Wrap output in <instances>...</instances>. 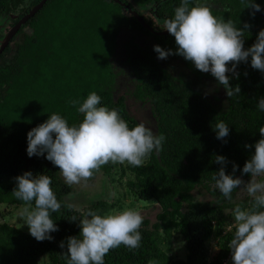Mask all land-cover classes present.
Instances as JSON below:
<instances>
[{
  "label": "trees",
  "instance_id": "obj_1",
  "mask_svg": "<svg viewBox=\"0 0 264 264\" xmlns=\"http://www.w3.org/2000/svg\"><path fill=\"white\" fill-rule=\"evenodd\" d=\"M39 1L0 0V47L11 26ZM181 2L46 0L0 51V204L24 206L12 191L15 177L31 171L34 176L51 178L62 205L59 212L51 213L58 226L51 240L37 241L14 224L0 223V264H67V249L60 243L79 235V219L89 209L103 215L154 205L152 217L142 215L140 248L129 250L121 245L111 249L104 257L105 264H148L149 260L157 264H221L234 234L232 212L237 204L249 207L251 197L236 200L237 189L231 200L223 197L212 179L221 167L215 156L226 157L227 173L232 174L235 164V175L250 180V174H243L242 169L261 138L258 129L264 125V112L257 108L259 98L264 97V73L251 67L250 57L247 63L240 62L235 74L228 75L230 85H239L240 93L230 98L222 85L225 101L215 104L197 85L196 77L187 72L175 75L163 66L154 45L175 52V38L169 33H152L121 3L148 25L162 30L154 6L158 3V17L168 19ZM254 2L261 9L254 15V9L246 7L247 0H190V6L205 4L215 16L231 20L238 28L247 24L243 37L247 49L264 29V0ZM169 56L181 59L192 73H201L183 56ZM121 76L130 78L129 94L147 105L154 121L153 133L166 139L161 150L153 151L141 167L126 162L102 166L97 173L121 193L110 199L83 201L65 184L46 154L28 156L27 133L52 113L60 114L69 125L80 123L83 115L70 101L83 102L93 91L101 97L100 106L117 109L130 128L139 124L127 109L125 94L119 92ZM221 120L229 127L224 139H218L214 130ZM65 201L78 210L69 209ZM138 202L149 203L138 207ZM72 216L78 220L71 221ZM176 237L184 245L185 258L172 255ZM213 239L217 252L210 259Z\"/></svg>",
  "mask_w": 264,
  "mask_h": 264
},
{
  "label": "clouds",
  "instance_id": "obj_2",
  "mask_svg": "<svg viewBox=\"0 0 264 264\" xmlns=\"http://www.w3.org/2000/svg\"><path fill=\"white\" fill-rule=\"evenodd\" d=\"M246 7L254 9L253 15L261 10L254 0H247ZM247 28V24L238 28L231 20L218 18L205 4L190 6V0H182L175 8L174 16L166 19L163 26L175 38L176 51L160 45H154V51L158 59H167L169 55L183 56L199 71L215 77L231 98L241 90L239 85H230L231 78L227 73L235 74L240 62L247 63L250 57L251 67L264 73V29L258 32L255 43L245 49L243 37ZM100 102L101 97L95 91L83 102L71 100L70 103L78 106V113L83 115L78 124L69 125L57 113L49 115L47 120L28 131V156L46 154L45 158L58 167L65 184L72 186L87 182L109 162L141 167L153 151L161 150L166 139L163 134L155 135L143 123L130 128L117 109L100 106ZM257 108L264 112V97L259 98ZM214 130L218 139L229 135L228 124L223 120L215 124ZM258 130L261 138L255 142V150L242 169L243 174H250V180L235 175V164L232 174L227 173L226 157L215 156V162L221 167L212 179L223 197L231 200L233 191L238 188L251 197L249 207L242 208L237 204L232 212L234 234L228 244L232 264H264V125ZM15 182L12 193L24 204L19 216L28 226L30 235L37 241L53 239L51 233L58 231V226L51 213L59 212L62 205L51 187V178L25 171L15 177ZM65 205L78 210L67 201ZM143 219L133 208L103 215L89 209L79 219V235L69 236L66 244L60 243L61 248L67 249V264H105L104 257L111 249L121 245L129 250L140 248L139 229ZM70 220L78 219L72 216ZM148 264L157 262L149 260Z\"/></svg>",
  "mask_w": 264,
  "mask_h": 264
},
{
  "label": "rangeland",
  "instance_id": "obj_3",
  "mask_svg": "<svg viewBox=\"0 0 264 264\" xmlns=\"http://www.w3.org/2000/svg\"><path fill=\"white\" fill-rule=\"evenodd\" d=\"M158 57V56H157ZM124 61V57L120 59ZM163 66H167L168 70L173 72L175 75L180 72H187L188 75L192 78H197V85L202 88L203 93L209 97V99L215 104H222L224 100L225 91L222 85H219L216 78L213 77L210 73L201 72L198 74L196 72L192 73L191 70L183 63L181 59L173 58L168 56L167 59H158ZM122 67V63H120ZM126 69V68H125ZM233 72H228L227 75H231ZM120 89L119 92L125 94L127 109L131 115H133L140 123H143L146 127L150 128L152 131L155 130L154 121L151 118L149 109L147 105L137 101L129 93L132 89V83L129 76H121L119 80ZM217 98V99H216ZM61 175V174H60ZM62 176V175H61ZM74 189V195L82 197L83 201H91L95 199H110L116 197L119 193L117 191L115 184L107 183V180L101 173H97L95 177L91 178L87 182H81L80 184L72 185ZM236 200H242L245 196H248L247 193L242 189H237ZM73 195V193H72ZM70 200V198H69ZM73 200V197L71 198ZM127 200H133L132 198H127ZM80 201V200H78ZM69 202V201H68ZM72 203V202H71ZM126 204V202H124ZM128 203V201H127ZM136 203V202H135ZM149 202H138L137 206H146ZM129 204V203H128ZM154 205L148 209H139L138 211L143 216L152 217L156 209ZM23 206L17 208L7 207L4 204H0V223L7 222L14 224L15 226L21 228L22 230L29 232V228L24 224V220L19 216V212ZM81 229V228H80ZM217 252L216 239L211 240L210 242V251L209 256L212 259ZM172 255L177 258H185L186 250L183 243L178 237L175 238V243L172 248Z\"/></svg>",
  "mask_w": 264,
  "mask_h": 264
},
{
  "label": "water",
  "instance_id": "obj_4",
  "mask_svg": "<svg viewBox=\"0 0 264 264\" xmlns=\"http://www.w3.org/2000/svg\"><path fill=\"white\" fill-rule=\"evenodd\" d=\"M46 0H40L35 6H33V8H31L29 10V12H27L26 14H24L22 16V18H20L14 25L11 26V28L9 29L7 35L3 38V40L1 41V47H0V51L5 47V45L7 44V42L11 39L12 35L15 34V32L18 30V28L29 18L31 17L40 7L41 5L45 2ZM124 7H127L129 9V11H131L133 14H135V16L138 18V20L145 26V28H147L149 31H151L154 34H158V35H164L167 34L168 31L166 29H162V30H158L153 28L152 26L148 25L146 22L143 21L141 16H138V14H136L134 11H132L130 9V7H128V5L121 3ZM158 4V3H157ZM157 4L154 6L153 8V13L155 15V19L157 21H159L161 24H163L164 26V21L166 19L164 18H160L158 17L157 13H156V8H157Z\"/></svg>",
  "mask_w": 264,
  "mask_h": 264
},
{
  "label": "built area",
  "instance_id": "obj_5",
  "mask_svg": "<svg viewBox=\"0 0 264 264\" xmlns=\"http://www.w3.org/2000/svg\"><path fill=\"white\" fill-rule=\"evenodd\" d=\"M231 250L228 249V253L226 254V256L222 259L221 264H231L232 260H231Z\"/></svg>",
  "mask_w": 264,
  "mask_h": 264
},
{
  "label": "flooded vegetation",
  "instance_id": "obj_6",
  "mask_svg": "<svg viewBox=\"0 0 264 264\" xmlns=\"http://www.w3.org/2000/svg\"><path fill=\"white\" fill-rule=\"evenodd\" d=\"M154 28V27H153ZM156 29V28H155Z\"/></svg>",
  "mask_w": 264,
  "mask_h": 264
},
{
  "label": "bare ground",
  "instance_id": "obj_7",
  "mask_svg": "<svg viewBox=\"0 0 264 264\" xmlns=\"http://www.w3.org/2000/svg\"><path fill=\"white\" fill-rule=\"evenodd\" d=\"M228 253V252H227Z\"/></svg>",
  "mask_w": 264,
  "mask_h": 264
}]
</instances>
